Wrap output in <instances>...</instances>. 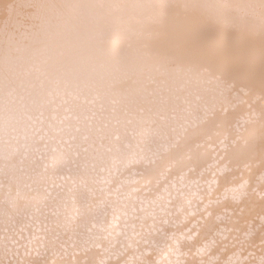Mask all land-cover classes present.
<instances>
[{"label": "bare ground", "instance_id": "bare-ground-1", "mask_svg": "<svg viewBox=\"0 0 264 264\" xmlns=\"http://www.w3.org/2000/svg\"><path fill=\"white\" fill-rule=\"evenodd\" d=\"M0 264H264V0H0Z\"/></svg>", "mask_w": 264, "mask_h": 264}]
</instances>
